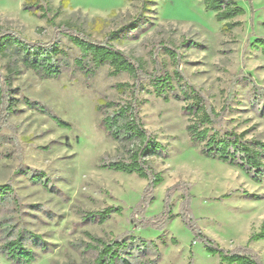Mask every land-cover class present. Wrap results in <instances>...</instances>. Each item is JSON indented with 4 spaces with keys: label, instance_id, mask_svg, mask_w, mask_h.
Returning <instances> with one entry per match:
<instances>
[{
    "label": "rangeland",
    "instance_id": "374dc122",
    "mask_svg": "<svg viewBox=\"0 0 264 264\" xmlns=\"http://www.w3.org/2000/svg\"><path fill=\"white\" fill-rule=\"evenodd\" d=\"M150 1L153 5L141 14L143 25L132 34L140 0H50V17L58 12L55 24L68 23L98 42L118 32L114 47L140 60L148 74L156 69L181 73L220 115L214 124L219 134L245 133L247 140L264 144V119L256 108L259 104L253 103V85L244 79L264 89V56L253 48L257 40L264 41V0H233L245 14L234 20L241 25L229 33L222 31L223 23L213 13L204 10L201 0ZM22 6L23 0H0L1 31L31 43L47 44L58 38L53 25L24 12ZM58 42L70 61L78 55L64 37ZM166 49L177 56V65ZM9 64L0 55V75L9 77L19 101L14 114L4 116L0 111V186L14 191L6 204H0V221L11 226L13 236L21 232L26 247L36 255L32 264H91L96 254L88 248L95 245L91 237L103 242L141 238L156 244V252L149 250L146 259L132 264H222L194 242L181 219L183 210H188V218L205 236L228 251L246 246L249 236L260 231L264 182L255 183L242 171L200 155L201 147L193 146L186 133L190 120L183 108L187 102L165 103L155 97L149 80L141 81L136 98L142 124L166 148L167 156L148 158L163 183L136 215L146 181L100 168L126 154L104 134L96 112L105 101H129V92L117 91L115 86L132 85L133 80L127 74L110 76L105 66L94 78L71 68L57 80L41 81L23 69L18 75L10 74ZM39 110L67 127L57 126ZM31 176L46 181V187L33 183ZM181 183L190 186L188 200L183 202L182 192L175 191L171 218L161 228L143 227L163 213L166 192ZM107 208L122 212L103 224L90 217ZM3 225L0 264H12L1 253L7 239ZM248 247L264 264V241Z\"/></svg>",
    "mask_w": 264,
    "mask_h": 264
},
{
    "label": "trees",
    "instance_id": "16d2710c",
    "mask_svg": "<svg viewBox=\"0 0 264 264\" xmlns=\"http://www.w3.org/2000/svg\"><path fill=\"white\" fill-rule=\"evenodd\" d=\"M140 3L141 11L130 29L131 34L143 25L141 14L148 11L147 6L153 5L154 2L140 0ZM201 3L206 12L214 14L217 22L223 23L222 31L224 33H229L241 25L240 22L234 20L242 17L245 11L235 1L201 0ZM22 9L29 15L46 19L49 24L55 27L59 36L50 43L40 44L27 42L16 34L0 30V55L8 59L11 67L10 74L18 75L19 69H23L33 72L41 81L57 80L64 71L73 68L86 78H94L98 70L107 66L110 69V76L127 74L133 80L132 85L119 84L115 86L117 91L129 92L131 96L129 101L121 103L105 101L96 107V112L101 115L100 126L104 134L121 147L126 154L125 158L105 162L100 168L126 175H135L146 181L136 215L143 212V208L152 201L154 190L163 183L161 174L152 169L148 158L167 156L166 148L159 144L156 138L144 128L140 118L136 94L141 88V81L145 79L149 80L155 97L160 98L163 102L168 103L171 99L187 102L183 108L185 115L190 120L186 127V133L193 146L201 147L199 150L201 156L236 168L255 183L264 182V144L258 140H247L245 133L219 134L214 129V124L220 115L214 113L207 106L203 97L184 80L178 70L168 74L166 71L159 72L156 69L153 73L148 74L140 60L129 58L114 47L112 42L118 39V32L109 34L105 42H98L68 23L55 24L54 19L58 16V12L50 17V14L53 13L50 0H23ZM60 37L67 39L78 51V55L71 61L67 52L58 42ZM253 48L259 50L264 56V41L257 40L253 44ZM166 51L170 54L174 64L177 65V56L174 52L169 49ZM244 79L253 85V103L259 104L256 108L260 109V116L264 119V89L255 86L248 77H244ZM13 94L14 90L11 88L9 77L0 75V111L4 116L12 115L16 111L19 101L14 98ZM25 103L34 107V104L27 100ZM224 110L225 108L222 109V112ZM39 111L51 118L57 126L67 127V124L49 112ZM30 180L46 187V181L38 177L31 176ZM189 190L190 186L186 183L171 187L165 194L163 213L152 221L144 222L142 226L161 228L172 216L170 200L173 193L181 191L184 202L188 200ZM13 193L10 186H0V204H6ZM187 211H182L181 219L191 230L194 242H200L207 254L218 257L222 264H261L259 257L253 253L248 244L264 241V223L258 233L249 236L246 246L228 251L220 248L192 224ZM121 212V208H107L97 212L96 215L91 214L90 217L98 218L99 223L103 224L112 214L119 215ZM1 225H3L2 230L6 232L7 236L6 242L2 246L3 257L12 264H32L36 260V255L26 247L21 232H17L13 236L10 225L0 221ZM12 237L13 239L8 240ZM90 239L95 242V245L88 246V248L96 253L91 264H132V260L146 259L147 251H157L154 242H148L141 238H130L129 242L124 240L103 242L92 237Z\"/></svg>",
    "mask_w": 264,
    "mask_h": 264
}]
</instances>
